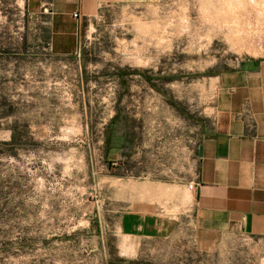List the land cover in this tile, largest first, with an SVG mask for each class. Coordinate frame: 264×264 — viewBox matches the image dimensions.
I'll return each mask as SVG.
<instances>
[{
  "label": "rangeland",
  "instance_id": "374dc122",
  "mask_svg": "<svg viewBox=\"0 0 264 264\" xmlns=\"http://www.w3.org/2000/svg\"><path fill=\"white\" fill-rule=\"evenodd\" d=\"M28 2L0 0V264H154L118 248L119 216L150 178L145 137L201 140L217 77L264 71V0L103 5L68 56ZM170 260L264 264V239Z\"/></svg>",
  "mask_w": 264,
  "mask_h": 264
},
{
  "label": "crops",
  "instance_id": "0c3cea01",
  "mask_svg": "<svg viewBox=\"0 0 264 264\" xmlns=\"http://www.w3.org/2000/svg\"><path fill=\"white\" fill-rule=\"evenodd\" d=\"M127 1L29 0L28 12L48 13L51 50L68 56L82 17ZM217 79L214 122L201 140L192 133L184 146L176 131L145 137L144 199L118 221V248L135 260L165 264L186 247L207 253L237 236L264 239V71L245 67Z\"/></svg>",
  "mask_w": 264,
  "mask_h": 264
},
{
  "label": "built area",
  "instance_id": "2783aa9c",
  "mask_svg": "<svg viewBox=\"0 0 264 264\" xmlns=\"http://www.w3.org/2000/svg\"><path fill=\"white\" fill-rule=\"evenodd\" d=\"M73 17L74 18H79V16H78L77 13H74L73 14ZM197 187H198L197 184H195V183H189L188 186H187V190L189 192H195L197 190Z\"/></svg>",
  "mask_w": 264,
  "mask_h": 264
},
{
  "label": "trees",
  "instance_id": "16d2710c",
  "mask_svg": "<svg viewBox=\"0 0 264 264\" xmlns=\"http://www.w3.org/2000/svg\"><path fill=\"white\" fill-rule=\"evenodd\" d=\"M14 141H15V136H14V132H13V134H12V139H11V141H10V144H13Z\"/></svg>",
  "mask_w": 264,
  "mask_h": 264
}]
</instances>
